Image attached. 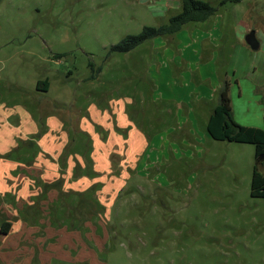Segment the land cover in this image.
Returning <instances> with one entry per match:
<instances>
[{"label":"rangeland","instance_id":"374dc122","mask_svg":"<svg viewBox=\"0 0 264 264\" xmlns=\"http://www.w3.org/2000/svg\"><path fill=\"white\" fill-rule=\"evenodd\" d=\"M203 1L217 8L207 22L119 54L115 45L167 24L182 0H0V131L20 120L45 127L50 115L87 127L53 137L60 157L45 154L60 164L55 200L12 164H32L43 133L17 132L16 148L0 153V219L13 221L0 264H264L256 146L207 132L223 82L237 114L264 103L253 95L264 83V32L252 50L245 21L259 24L246 14L256 0ZM106 122L126 145L108 142Z\"/></svg>","mask_w":264,"mask_h":264},{"label":"trees","instance_id":"16d2710c","mask_svg":"<svg viewBox=\"0 0 264 264\" xmlns=\"http://www.w3.org/2000/svg\"><path fill=\"white\" fill-rule=\"evenodd\" d=\"M234 1L240 2L241 0ZM216 13L217 8L213 7L209 2L203 0H182L181 11L171 16L167 24L158 27L146 26L141 33L124 38L112 48V51L119 54L129 53L145 42L156 38H165L173 41L186 25L190 23H205ZM40 84L42 89H44L47 82H40ZM207 132L215 141L253 144L256 146V163L252 177L251 196L264 199V127H245L235 121L230 98V85L227 81L223 82L220 88L218 103L208 120ZM91 163V160H88L89 167L92 165ZM59 183H62L61 180ZM55 187L52 184H44L43 193ZM79 195L81 198L86 199L88 194L80 193ZM60 197H63V194H60ZM12 227L13 223L11 221L4 218L0 219L1 235H9Z\"/></svg>","mask_w":264,"mask_h":264},{"label":"crops","instance_id":"0c3cea01","mask_svg":"<svg viewBox=\"0 0 264 264\" xmlns=\"http://www.w3.org/2000/svg\"><path fill=\"white\" fill-rule=\"evenodd\" d=\"M249 7H250V9L246 14L250 15L251 17L252 16L256 17V18L259 17V18H257V22L259 24L257 26L254 24L250 25V23H247L245 21V23H246V31H245L246 34H249L250 32H255V34H259V33L264 32V0H256ZM244 15H245V13H244ZM199 68H201V67H199ZM201 74L205 75V73H201ZM254 85H255V88L253 89L254 97H257V98L259 96L262 97V95H264V83L261 84V82L256 81ZM46 90H48V88ZM239 95L242 97L243 91L239 90ZM261 100H262V98L258 99V100L256 99V104L260 105L259 106L260 108L257 107L258 109L253 111V112L247 111L244 114H237L235 112V110H233L235 121L238 124L245 126V127L263 128L264 127V103ZM92 106L93 105H91L87 110V112H88V114H90V116H91L90 110L93 108ZM23 115H24L23 119L26 121L27 119H25V118L28 116V114L25 113ZM209 118H210V116H209ZM209 118H208V120H209ZM85 120H86V118L82 117L79 120V122H73V121L69 122V121L60 120L58 118V116H56V115H50L49 117H46V126L45 127H43V126L41 127V125H38V123H36V122H31V120H29V121L27 120L28 123L24 125L21 123V120H20V126L21 127L20 126H18V128L6 127V128H3L2 131H0V153L6 154L7 152L16 148V141L14 140V134H16L17 132L21 133L22 135H36L38 133H43L42 138L39 141H37V144L39 145L40 149L42 150V153L40 155H38V158H36V160L32 164L24 165L22 163H16V162H14L12 164H15V166H18L21 169H22V167L28 166L26 168H28V171L30 172V174L31 175L34 174L36 177H38L36 179L39 182H42L43 184L51 185V184L55 183L57 180H59V178H61V175H60V172L58 171V170H60V166H59L60 164L58 162L57 163L53 162L50 158L55 157V155H56V157H60V155L63 153L62 151L65 148V146H63V148L58 147V146L55 147L53 145V140H52L53 137L55 135H63V136L67 135L68 136V134L71 137H72V135H73V137H75L76 135H80V133L85 135L86 134L85 128H87ZM40 123H42V122H40ZM128 125H129V123L127 122V120H125V126L124 127H122L121 123H119V126L121 128L120 130L127 128ZM42 128L43 129L45 128V130L43 131ZM103 128L105 130L106 129L108 130V142L109 143L116 142L118 144V146L126 145V143H128L127 140L126 141L123 140L124 144H121L123 136L121 134H119L118 131L114 130V127L111 126L110 123L106 122V125H104ZM88 129L90 130L89 134H91L92 130H94L92 128V126H90V124H89ZM6 130H8V131L5 132ZM1 133H3L5 135V139L1 138ZM12 134H13V138L11 136H9ZM6 138H7V140H6ZM96 141H97V139H96ZM57 148H58V150H57ZM95 153H96V149L94 151V154ZM45 154L50 155V158H49V156H47ZM94 159L96 160V156L93 155V160ZM73 160H74V158L72 157L70 164H69V170L68 171H69V176L71 173L70 178L72 177L73 170L75 169V162ZM42 163H44V164H42ZM85 179L88 180V178H85V177L84 178L83 177H81V178L77 177L76 179H74L73 183L79 184V182H81V181L83 182ZM33 182L36 183V181H34V180H33ZM36 188H39V187H36ZM64 188L67 189V182H65L63 187L60 186V190L61 189L63 190ZM38 190H40V189H38ZM58 191L59 190L55 191L54 189H51L50 191H48V196H49V194L56 192L57 195L52 194L55 197L54 198V200H55L59 196ZM38 193H39V191H38ZM9 221H11V220H9ZM11 222L13 223V221H11ZM25 222H26V220H25Z\"/></svg>","mask_w":264,"mask_h":264},{"label":"water","instance_id":"95a60500","mask_svg":"<svg viewBox=\"0 0 264 264\" xmlns=\"http://www.w3.org/2000/svg\"><path fill=\"white\" fill-rule=\"evenodd\" d=\"M246 43L252 50H258L259 49V43L257 42L255 38V32H250L246 36Z\"/></svg>","mask_w":264,"mask_h":264}]
</instances>
